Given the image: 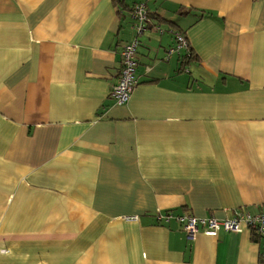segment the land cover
Listing matches in <instances>:
<instances>
[{
  "label": "crops",
  "instance_id": "obj_1",
  "mask_svg": "<svg viewBox=\"0 0 264 264\" xmlns=\"http://www.w3.org/2000/svg\"><path fill=\"white\" fill-rule=\"evenodd\" d=\"M136 3L161 30L116 104ZM237 209L264 213V0H0V264H260L245 227L157 219Z\"/></svg>",
  "mask_w": 264,
  "mask_h": 264
},
{
  "label": "built area",
  "instance_id": "obj_2",
  "mask_svg": "<svg viewBox=\"0 0 264 264\" xmlns=\"http://www.w3.org/2000/svg\"><path fill=\"white\" fill-rule=\"evenodd\" d=\"M133 19V37L126 42L120 51V69L116 83L113 84L109 96L116 104L126 103L136 85L135 69L137 66V47L141 34L148 28L161 30L157 25H150L151 19L143 3H136L131 9ZM151 26V27H150ZM174 45L170 47L168 53L186 48L187 40L180 32L174 33ZM136 218V216L129 217ZM157 219L162 224L175 220L181 226L186 239L192 241L196 233L201 228L205 235L215 236L220 229L226 231H240L246 228L256 235L264 238V213L249 214L244 210L237 209L233 216L228 219H216L213 217L199 218L191 214H174L172 212L157 213ZM260 264H264V259Z\"/></svg>",
  "mask_w": 264,
  "mask_h": 264
},
{
  "label": "trees",
  "instance_id": "obj_3",
  "mask_svg": "<svg viewBox=\"0 0 264 264\" xmlns=\"http://www.w3.org/2000/svg\"><path fill=\"white\" fill-rule=\"evenodd\" d=\"M149 16V15H148ZM132 18V17H131ZM150 18V17H149ZM186 38V37H185ZM187 40V39H186ZM122 48V47H121ZM121 51V50H120ZM193 56H192V53L190 51V49L188 48V43H187V46L185 48V52L183 54V56H181V65H183L184 63V59H191ZM188 62V61H187ZM121 66V65H120ZM137 66H138V59H137ZM137 66H136V69H137ZM120 69V68H119ZM136 69H135V79H136V82H137V72H136Z\"/></svg>",
  "mask_w": 264,
  "mask_h": 264
},
{
  "label": "rangeland",
  "instance_id": "obj_4",
  "mask_svg": "<svg viewBox=\"0 0 264 264\" xmlns=\"http://www.w3.org/2000/svg\"><path fill=\"white\" fill-rule=\"evenodd\" d=\"M113 86V85H112ZM112 88V87H111ZM111 90V89H110ZM124 104V103H123Z\"/></svg>",
  "mask_w": 264,
  "mask_h": 264
}]
</instances>
